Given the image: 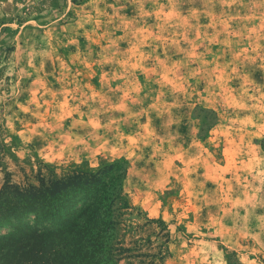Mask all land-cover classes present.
<instances>
[{"label": "rangeland", "instance_id": "374dc122", "mask_svg": "<svg viewBox=\"0 0 264 264\" xmlns=\"http://www.w3.org/2000/svg\"><path fill=\"white\" fill-rule=\"evenodd\" d=\"M106 165L73 264H264V0H0V190Z\"/></svg>", "mask_w": 264, "mask_h": 264}, {"label": "trees", "instance_id": "16d2710c", "mask_svg": "<svg viewBox=\"0 0 264 264\" xmlns=\"http://www.w3.org/2000/svg\"><path fill=\"white\" fill-rule=\"evenodd\" d=\"M117 167L106 165L96 173L74 170L59 178L41 180L39 186L3 187L0 229L14 222L18 225L7 236H0V264H42L47 259L73 264L105 246L111 229L106 216L111 214L115 197L103 204L107 198H100L98 185L108 187V173ZM125 174L122 169L121 177ZM20 225L23 234L15 236Z\"/></svg>", "mask_w": 264, "mask_h": 264}]
</instances>
